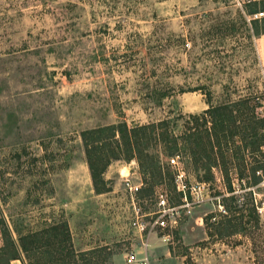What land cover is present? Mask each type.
<instances>
[{"label":"rangeland","instance_id":"374dc122","mask_svg":"<svg viewBox=\"0 0 264 264\" xmlns=\"http://www.w3.org/2000/svg\"><path fill=\"white\" fill-rule=\"evenodd\" d=\"M239 2L0 0V231L9 224L18 240L66 223L77 255L95 251L91 264H122L137 250L120 173L127 165L147 183L137 195L144 213L157 211L158 194L178 207L171 157L150 139L151 170L142 174L135 159L112 161L104 173L110 191L98 197L81 134L168 119L179 136L188 116L208 108L205 94L213 106L235 103L264 118L256 48L264 26L251 24ZM235 131L227 178L211 170L204 191L188 194L176 228H154L138 255L153 264H264V145L251 156ZM178 157L186 188L206 180L188 154Z\"/></svg>","mask_w":264,"mask_h":264},{"label":"trees","instance_id":"16d2710c","mask_svg":"<svg viewBox=\"0 0 264 264\" xmlns=\"http://www.w3.org/2000/svg\"><path fill=\"white\" fill-rule=\"evenodd\" d=\"M258 6L262 10L258 11ZM244 12L249 17L258 12H264V0L244 4ZM260 21L264 26V18ZM250 23H258V20H250ZM256 32L258 35L257 27ZM260 32L264 34V29ZM205 96L208 99L206 102L208 108L200 115L188 116L189 121L179 136L174 133V127L170 125L171 122L168 119L131 128L122 123L116 129L108 127L84 131L81 139L94 193L100 195L110 191L104 173L112 161L123 158L129 162L135 159L142 174L151 170L145 166L147 141L150 139L160 143L169 157L179 156L180 151L188 154L196 172L200 168L207 172L206 180L198 181L204 183H208L207 180L212 178L210 172L214 168H219L227 178L228 164L232 160L228 143L236 134V129H239L244 148L251 156L263 147L264 118L255 116L253 110L243 114L235 103L213 106L210 95L205 94ZM115 133L119 134L120 140L114 139ZM204 161L207 162L204 163ZM151 165L155 167L154 162ZM158 173L160 176L161 172ZM146 184L144 181L143 185L146 186ZM233 192L229 186L228 193L233 194ZM178 196L180 199V193ZM233 199L234 197L230 196L228 201H233ZM225 212L233 215L228 208ZM2 234L4 245L3 251H0L2 252L0 264L3 261L19 259V253L10 233L4 230ZM17 243L24 254L26 264H79V261L91 264V260L87 257L95 253L93 250L78 253L80 255L75 253L66 223H59L39 232L20 236ZM43 254L49 255L50 260L42 261L40 257ZM100 264L105 263L102 261Z\"/></svg>","mask_w":264,"mask_h":264},{"label":"built area","instance_id":"2783aa9c","mask_svg":"<svg viewBox=\"0 0 264 264\" xmlns=\"http://www.w3.org/2000/svg\"><path fill=\"white\" fill-rule=\"evenodd\" d=\"M258 2L261 0H241L239 5H244L246 3L251 2ZM264 18V12H258L251 17L248 18L250 20H258ZM168 165L174 169V177L176 182V189L177 192L180 193V204L178 207H170L168 204V200L165 195L158 194L156 197V205L157 211L152 214H146L140 208L137 195L144 187L141 177L132 172L131 168L127 165L124 169H126L127 173L125 175L120 173V178L122 183L124 184V189L128 193L130 199V206H131V222L130 226L135 231L138 236L139 246L142 251L147 252L149 245H148V238L153 233L154 228L159 229L160 231H172L177 226L178 220V211L179 209H184L189 206L188 202V194L204 191L206 183L204 182H197L195 185L189 186L186 188L184 184V171L183 167L179 162V157H171L168 159ZM133 166V165H131ZM186 188V189H185ZM187 190V191H186ZM150 218L151 222H145L144 218ZM155 217V218H153ZM3 234L0 231V249L3 246ZM162 240L167 243L170 240L168 235H163ZM137 250H130L127 251L124 255V264H153L152 261L147 257V255L140 256L136 252Z\"/></svg>","mask_w":264,"mask_h":264},{"label":"crops","instance_id":"0c3cea01","mask_svg":"<svg viewBox=\"0 0 264 264\" xmlns=\"http://www.w3.org/2000/svg\"><path fill=\"white\" fill-rule=\"evenodd\" d=\"M256 48H257V51L260 53V61H262V60L264 61V35L263 34L260 35L259 38H257V40H256ZM100 196H102V195H98V197H100ZM8 229L10 230L9 231L10 235H11V237H12V239H13L15 245H16V249H17V251L19 253V259L9 260L8 262L7 261H3L1 264H26V260H25L24 254L22 253V251L19 248L18 243H17L18 242V240H17L18 237L16 238V235L13 232V230L10 228L9 224H8ZM70 236H72L71 231H70ZM150 236H149V238H150ZM19 237H20V235H19ZM149 238H148V240H149ZM127 239H129V238H127ZM139 249H140V246H138L137 250H139ZM88 250H91V248L90 247H86L82 251H88ZM107 250H109V249H107ZM2 251H3V249H2ZM1 253L2 252H0V255H1ZM122 264H124V258L122 260Z\"/></svg>","mask_w":264,"mask_h":264}]
</instances>
